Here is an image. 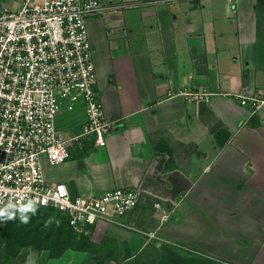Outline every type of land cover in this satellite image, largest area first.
<instances>
[{"label":"crops","instance_id":"obj_1","mask_svg":"<svg viewBox=\"0 0 264 264\" xmlns=\"http://www.w3.org/2000/svg\"><path fill=\"white\" fill-rule=\"evenodd\" d=\"M102 7L86 26L113 127L104 147L74 149L46 179L64 182L73 196L138 190L125 218L137 230L93 226L130 253L154 232L221 264H264V116L233 97H264L262 4L102 0ZM85 255L30 252L21 264H83Z\"/></svg>","mask_w":264,"mask_h":264},{"label":"built area","instance_id":"obj_2","mask_svg":"<svg viewBox=\"0 0 264 264\" xmlns=\"http://www.w3.org/2000/svg\"><path fill=\"white\" fill-rule=\"evenodd\" d=\"M103 11L102 0H0V208L32 199L36 207L64 213L77 231L101 223L137 230L125 218L140 199L138 190L73 196L64 182L48 181L42 166L43 159L61 164L86 144L104 147L112 130L86 26L87 18ZM183 94L207 99L210 93ZM233 97L251 116H264V97L245 91ZM68 111H82L84 122L64 136L56 118ZM145 235L147 241H165L154 232Z\"/></svg>","mask_w":264,"mask_h":264},{"label":"rangeland","instance_id":"obj_3","mask_svg":"<svg viewBox=\"0 0 264 264\" xmlns=\"http://www.w3.org/2000/svg\"><path fill=\"white\" fill-rule=\"evenodd\" d=\"M262 8L264 9V5H262ZM260 14V20H263V22L261 23L262 29L259 30V32L261 31L260 34L264 37V10L260 11ZM83 116L84 113L82 111L63 112L56 118V125L64 136H70L71 134H75L81 128L80 126L81 122H83ZM79 162L80 161H78V163ZM63 163L51 165L45 159H43L42 166L44 176L46 172H48L50 176H56L57 169ZM15 215L18 216H15V219H12V221L14 223L18 222L20 224L21 222L19 211H17ZM27 215L30 218L29 223H27L29 224L28 227H36L37 230H42L43 232L49 231V240H42L39 242V244L25 245L19 249L18 253L15 256L7 257L3 255V253H1L4 239L2 236V229H0V264H21L22 261L25 260L26 254L30 252L39 253L41 251H49L44 247L51 246L52 241L55 237V233L57 231V227L52 225L53 215H48L47 213L41 211H36L35 214L29 212L27 213ZM46 221H49L47 227H45ZM110 227L111 226H108V228ZM94 229V227L87 228L81 231L73 229V231L75 232L76 241L81 234H84L93 243V252H85L86 257L83 264H130V262H132V264H159V260L162 261L161 264H200L199 259L187 257L185 255L183 256L178 251L170 249V246L166 247L167 245L165 244L160 245L162 241L157 244L156 241L154 242L153 240L146 241L144 247L141 248L137 253L133 254L129 252L130 257H128V253H126V247L123 244L115 241L113 237L105 235L106 231H95ZM34 240H39V237H36ZM171 245H173L174 248L178 249H188L187 246L185 247L179 243H173ZM134 259L136 262L133 261ZM192 259H194L195 262H193Z\"/></svg>","mask_w":264,"mask_h":264},{"label":"trees","instance_id":"obj_4","mask_svg":"<svg viewBox=\"0 0 264 264\" xmlns=\"http://www.w3.org/2000/svg\"><path fill=\"white\" fill-rule=\"evenodd\" d=\"M258 3L264 5V0H258ZM37 208V211L45 212L48 215H53L52 225L57 227V231L55 233V237L52 241L51 246L44 247L49 250L48 256L50 258L60 257L67 249L82 252H93V243L89 240L87 236L81 234L77 241L75 240V232L69 226L64 213L56 211L55 209L50 207ZM28 226L29 224H19L18 222L14 223L12 220L0 219V229H2V236L4 239L1 251L3 255L7 257L15 256L18 253L19 249L25 245L39 244V242L42 240H49V231L43 232L42 230H37L36 227L29 228ZM36 237H39V240H34ZM153 241L155 242V240ZM162 244L167 245L166 247L170 246V249L178 251L183 256L185 255L187 257L199 259L200 264H221L220 262L207 258L206 256H203L200 253H196L197 251L194 249L188 247V249L174 248L173 245L167 242L160 243V245ZM126 253H128L127 256L130 257V253L127 249ZM133 261L136 262L135 259ZM192 261L195 262L194 259H192ZM22 262H24V260ZM158 263L161 264L162 261L159 260ZM130 264H132V262H130Z\"/></svg>","mask_w":264,"mask_h":264},{"label":"clouds","instance_id":"obj_5","mask_svg":"<svg viewBox=\"0 0 264 264\" xmlns=\"http://www.w3.org/2000/svg\"><path fill=\"white\" fill-rule=\"evenodd\" d=\"M21 199L23 200L24 197H21ZM36 204L37 202L32 199H28L27 203H21L19 206L9 202L5 207L0 208V219H15V213L18 210L20 213V222L27 224L30 219L27 213L31 212L32 214H35L37 211ZM48 223L49 221L45 222V227L48 226Z\"/></svg>","mask_w":264,"mask_h":264}]
</instances>
